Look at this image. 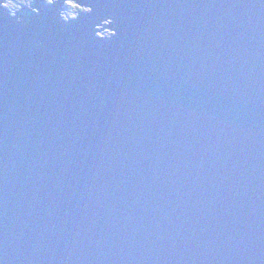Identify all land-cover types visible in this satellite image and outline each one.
Wrapping results in <instances>:
<instances>
[{
    "label": "water",
    "instance_id": "1",
    "mask_svg": "<svg viewBox=\"0 0 264 264\" xmlns=\"http://www.w3.org/2000/svg\"><path fill=\"white\" fill-rule=\"evenodd\" d=\"M33 2L0 6V264H264V0Z\"/></svg>",
    "mask_w": 264,
    "mask_h": 264
},
{
    "label": "rangeland",
    "instance_id": "2",
    "mask_svg": "<svg viewBox=\"0 0 264 264\" xmlns=\"http://www.w3.org/2000/svg\"><path fill=\"white\" fill-rule=\"evenodd\" d=\"M34 0H29L28 2V4H27V2L25 1V0H9V2L12 4V5H14V7H8L7 9L11 12V15L12 16H16V12H18V11H20V9L22 8L19 4H23V6H26L27 5V7H30V8H32L31 7V3L33 2ZM56 1H58V0H52V3H49L48 2V0H47V4H49V5H51V4H53V2H56ZM69 2H67L66 3V5L68 4ZM25 4V5H24ZM65 5V10L64 11H62L61 12V16H62V18H63V15H64V17H65V21L67 20V21H69V19L67 18L68 17V12L70 13V17H71V19H76L77 17H78V14H79V8L82 10L83 9V7L81 6V5H79V4H75V6L74 7H71L70 9H69V11H68V9H67V6ZM35 11H37V12H39L37 9H34ZM90 9H87V11H89ZM77 13V14H76ZM103 25H106V22H104V24ZM104 26H102V28H103ZM106 31H109V29H106L105 30V32ZM105 32H102V33H99V35L100 36H105Z\"/></svg>",
    "mask_w": 264,
    "mask_h": 264
},
{
    "label": "flooded vegetation",
    "instance_id": "3",
    "mask_svg": "<svg viewBox=\"0 0 264 264\" xmlns=\"http://www.w3.org/2000/svg\"><path fill=\"white\" fill-rule=\"evenodd\" d=\"M26 2H27V4L29 3L28 1L29 0H25ZM69 3H71V2H69ZM69 3L66 5L67 6V9H68V11H69V9L71 8V7H74V6H69ZM34 2H32V9H34ZM76 4V3H75ZM74 4V5H75ZM25 5V4H24ZM21 6H23V4L21 5ZM26 6H24V7H22L21 9H20V11L23 9V8H25ZM66 8H65V6H64V10H65ZM83 11H87L85 8H83L82 10L79 8V12H83ZM77 14V13H76ZM68 17L67 18H70L71 19V17H70V13L68 12ZM64 19H65V17H64ZM106 26H108V24H106Z\"/></svg>",
    "mask_w": 264,
    "mask_h": 264
},
{
    "label": "trees",
    "instance_id": "4",
    "mask_svg": "<svg viewBox=\"0 0 264 264\" xmlns=\"http://www.w3.org/2000/svg\"><path fill=\"white\" fill-rule=\"evenodd\" d=\"M74 4H75L74 2H71V3H69V6H75ZM63 18H64V15H63ZM68 19H70V18H68ZM106 24L112 25V20L107 21ZM110 32H111V29L109 31H106V34L109 35Z\"/></svg>",
    "mask_w": 264,
    "mask_h": 264
},
{
    "label": "snow or ice",
    "instance_id": "5",
    "mask_svg": "<svg viewBox=\"0 0 264 264\" xmlns=\"http://www.w3.org/2000/svg\"><path fill=\"white\" fill-rule=\"evenodd\" d=\"M9 0H0V6L8 8Z\"/></svg>",
    "mask_w": 264,
    "mask_h": 264
},
{
    "label": "clouds",
    "instance_id": "6",
    "mask_svg": "<svg viewBox=\"0 0 264 264\" xmlns=\"http://www.w3.org/2000/svg\"><path fill=\"white\" fill-rule=\"evenodd\" d=\"M49 3H52V0H48ZM8 7H14V5H12L10 2L9 4L7 5Z\"/></svg>",
    "mask_w": 264,
    "mask_h": 264
},
{
    "label": "bare ground",
    "instance_id": "7",
    "mask_svg": "<svg viewBox=\"0 0 264 264\" xmlns=\"http://www.w3.org/2000/svg\"><path fill=\"white\" fill-rule=\"evenodd\" d=\"M89 9V8H88ZM7 11H9L7 8H6ZM10 12V11H9ZM14 17V16H13ZM110 30V29H109Z\"/></svg>",
    "mask_w": 264,
    "mask_h": 264
}]
</instances>
